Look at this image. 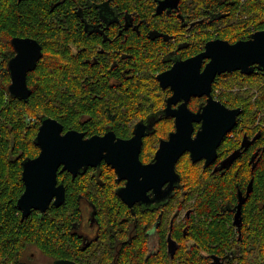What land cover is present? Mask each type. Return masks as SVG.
Returning <instances> with one entry per match:
<instances>
[{
  "label": "flooded vegetation",
  "instance_id": "obj_1",
  "mask_svg": "<svg viewBox=\"0 0 264 264\" xmlns=\"http://www.w3.org/2000/svg\"><path fill=\"white\" fill-rule=\"evenodd\" d=\"M51 10L52 24L64 35L72 61L84 65L86 79L102 75L109 116L101 121L117 123L119 131L110 127L94 135L115 133L118 167L104 159L99 166L82 167L75 176L60 169L59 173L68 172L73 179L81 174L90 177L97 171L99 180L86 182L85 186L92 183L94 190L83 197L80 218L73 232H68L76 245L73 254L55 258L35 246L43 260L37 264H57L59 260L76 264H170V257L180 247L195 245L189 232H205L214 225L218 203L230 210L234 224L241 195H247L250 184L238 187L235 194V159L252 149L255 167L256 157L257 161L260 158L261 131L251 132V128L249 132L245 126L239 129L240 114L235 127L220 140L213 159L207 157L211 156L213 139L202 141L201 152L206 156L197 161H193L191 151L182 150L187 145L188 124L195 137L204 124L212 122L213 117L198 113L206 107L213 112L220 106L243 111L239 100L250 103V75L255 73L263 83L264 71L254 65L250 74L241 70L216 73L209 84L203 72L211 57L202 53L208 42L221 39L235 43L264 30V0H55ZM13 50L11 58L16 55L14 46ZM111 97L115 102L109 101ZM251 101L255 102L256 96ZM237 143L240 145L234 150ZM178 155L183 161L178 158L173 171L171 164ZM137 157L143 165L151 164L148 172L142 170ZM187 160L196 164L195 187L187 182L182 164ZM59 173L58 183H63ZM210 182L228 186L221 201L207 196ZM53 202L45 211L31 209L24 219L43 215L55 206ZM234 225L240 232L242 225ZM181 233L188 236L182 243ZM214 256L212 262L216 264Z\"/></svg>",
  "mask_w": 264,
  "mask_h": 264
},
{
  "label": "trees",
  "instance_id": "obj_2",
  "mask_svg": "<svg viewBox=\"0 0 264 264\" xmlns=\"http://www.w3.org/2000/svg\"><path fill=\"white\" fill-rule=\"evenodd\" d=\"M52 1L55 0H0V264H27L33 246L55 258L73 254L76 245L68 232H73V225L80 218L83 197L94 190V185L85 186L86 182L99 180L97 171L90 177L81 174L75 179L68 172H60L59 180L67 188L65 202L59 207L52 206L41 216L33 214L22 218L17 205L24 190L22 162L40 151L36 136L41 120L56 118L65 130L76 129L87 135L102 134L110 127L119 131L117 123L101 121L109 116L102 79L94 74L87 80L84 65L72 61L68 55L64 35L52 24ZM17 36L36 38L43 46L42 58L27 76L32 90L28 99L9 92L8 61L14 54L12 39ZM255 76V73L250 75L249 80L250 103L234 98L243 106L239 129L245 126L249 132L250 127L251 132L261 131L260 158L257 161L256 157L255 167L251 162L255 155L252 149L241 153L234 163L235 194L238 187L244 188L253 180V189L243 206L240 232L233 224L230 210L223 209L224 203H218L214 225L205 232H189L188 236H193L197 242L191 248L180 247L177 254L170 257V264H214L212 255L220 258L216 264H264V81L260 83L259 76ZM252 96H256L255 102L251 101ZM109 101L115 102V98ZM110 109L115 112L114 108ZM256 121L260 124L256 125ZM239 145L235 144L233 149L237 150ZM195 165L189 160L183 163L187 182L192 187L198 180ZM227 187L225 183L210 182L207 196L221 201V194L225 197L228 193ZM188 236L181 233L183 239Z\"/></svg>",
  "mask_w": 264,
  "mask_h": 264
},
{
  "label": "water",
  "instance_id": "obj_3",
  "mask_svg": "<svg viewBox=\"0 0 264 264\" xmlns=\"http://www.w3.org/2000/svg\"><path fill=\"white\" fill-rule=\"evenodd\" d=\"M12 44L15 47L16 55L9 61L11 73L9 92L15 97L28 99L32 90L28 86L27 73L36 67L37 61L42 57V47L36 39L31 37H14ZM206 48L207 50L202 54L211 57V60L206 65L203 75L208 77L209 84H211L216 73L241 70L250 74L255 69L254 65L264 71V30L254 33L248 40H239L235 43L221 39L211 41L207 43ZM241 112L242 109L228 110L224 106L213 109L212 112L210 107H206L203 113L198 114L213 117L212 122L204 124L195 137H192L193 128L188 124L187 145L182 151H191L193 161H197L206 156L201 152L202 141L213 139L211 156L207 155L209 159H213L220 140L229 129L235 127L237 117ZM57 129L59 136L66 137V139H59ZM36 142L40 147L39 154L33 158H26L22 162V179L25 190L18 198L17 205L22 211L23 219L29 215L33 208L45 211L52 201L56 207L64 203L66 186L64 183H58L60 169L61 171L68 170L75 176L82 167L99 166L104 159L113 167H118V155L116 153L118 141H115L113 131L103 135L85 137V133L75 129L64 132V126L61 122L56 118L46 117L41 120ZM160 153L159 150L157 157ZM179 157V155L175 157L171 164L173 171L174 163ZM137 161L142 170L148 172L151 169V164L143 165L139 157H137ZM252 189L253 180L248 186L245 197L240 192L241 200L234 220V224L239 228L242 225L241 207ZM214 261L219 263L220 258L215 255ZM57 264L76 263L70 260H59Z\"/></svg>",
  "mask_w": 264,
  "mask_h": 264
},
{
  "label": "bare ground",
  "instance_id": "obj_4",
  "mask_svg": "<svg viewBox=\"0 0 264 264\" xmlns=\"http://www.w3.org/2000/svg\"><path fill=\"white\" fill-rule=\"evenodd\" d=\"M78 2H79V1H78ZM50 15H51V14H50ZM64 23H65V22H64ZM66 27H67V26H66ZM69 29H70V28H69ZM125 31H126V30H125ZM139 35H140V33H139ZM138 38H139V37H138ZM93 44H94V43H93ZM84 47H85V45H84ZM86 49H88V48H86ZM80 50H81V49H80ZM89 50H90V49H89ZM89 50H87V51H89ZM82 51H83V50H82ZM82 53H83V52H82ZM88 53H89V52H88ZM88 53H86V54H88ZM71 55H72V54H71ZM76 55H77V54H76ZM76 55H75V56H76ZM88 55H89V54H88ZM90 56H91V55H90ZM90 58H91V57H90ZM77 61H78V60H77ZM73 63H74V62H73ZM99 64H100V63H99ZM80 65H81V64H80ZM94 65H95V63H94ZM78 66H79V65H78ZM76 67H77V65H76ZM76 67H75V68H76ZM79 67H80V66H79ZM88 67H89V66H88ZM95 67H96V66H95ZM100 67H101V66H100ZM83 68H84V67H83ZM91 68H93V67H91ZM78 69H79V68H78ZM87 69H88V68H87ZM95 69H96V68H95ZM51 70H52V69H51ZM69 70H70V69H69ZM71 70H72V69H71ZM71 70H70V72H71ZM83 70H84V69H83ZM90 70H91V69H90ZM75 71H76V70H75ZM75 71H73V72H75ZM79 71H80V69H79ZM93 71H94V69H93ZM55 72H56V71H55ZM80 72H81V71H80ZM80 72H79V73H80ZM82 72H83V71H82ZM95 72H96V71H95ZM62 73H63V72H62ZM62 73H61V74H62ZM64 73H65V72H64ZM87 73H88V72H87ZM89 73H91V72H89ZM69 74H70V73H69ZM74 74H75V73H74ZM87 75H88V74H87ZM95 75H96V74H95ZM64 76H65V75H64ZM81 76H82V75H81ZM99 76H100V75H99ZM68 77H70V76H68ZM77 77H78V76H77ZM77 77H76V78H77ZM101 77H102V75H101ZM57 78H58V76H57ZM61 78H62V77H61ZM66 78H67V77H66ZM78 78H79V77H78ZM68 79H69V78H68ZM68 79H66V80H68ZM93 79H94V78H93ZM100 79H101V78H100ZM62 80H63V78H62ZM85 80H86V79H85ZM89 80H90V79H89ZM94 80H95V79H94ZM64 81H65V80H64ZM68 81H70V80H68ZM74 82H75V81H74ZM103 82H104V81H103ZM91 83H92V82H91ZM95 83H96V82H95ZM107 83H108V82H107ZM64 84H65V83H64ZM71 84H73V82H72ZM82 84H83V83H82ZM84 84H85V83H84ZM110 84H111V83H110ZM65 85H66V84H65ZM74 85H75V83H74ZM93 85H94V83H93ZM89 86H90V85H89ZM97 86H99V85H97ZM100 86H101V85H100ZM100 86H99V87H100ZM103 86H104V85H103ZM103 86H102V87H103ZM130 86H131V85H130ZM76 87H77V86H76ZM79 87H80V86H79ZM131 87H132V86H131ZM136 87H137V86H136ZM136 87H133V89L136 88ZM80 88H82V87H80ZM105 88H106V87H105ZM78 89H79V88H78ZM85 89H86V88H85ZM98 89H99V88H98ZM130 89H131V88H130ZM101 90H102V89H101ZM101 90H100V92H101ZM131 90H132V89H131ZM135 90H136V89H135ZM139 90H140V89H139ZM142 90H143V89H142ZM78 91H80V90H78ZM89 91H90V90H89ZM105 91L107 92V90H105ZM136 91H137V90H136ZM73 92H74V90H73ZM81 92H83V91H81ZM87 92H88V91H87ZM83 93H84V92H83ZM97 93H98V92H97ZM105 94H106V93H105ZM224 143H225V142H224ZM221 147H222V146H221ZM183 152H185V151H183ZM188 153H189V152H188ZM188 153H186V155H187ZM183 154H184V153H183ZM183 154H182V155H183ZM186 155H184V157H185ZM184 157H183V158H184ZM186 158H187V157H186ZM241 158H242V157H241ZM179 160H180V158H179ZM181 160H182V159H181ZM181 160H180V161H181ZM182 161H183V160H182ZM182 161H181V162H182ZM177 163H179V162H177ZM177 163H176V164H177ZM182 164H183V163H182ZM182 170H183V168H182ZM182 170H181V171H182ZM184 170H185V169H184ZM184 170H183V171H184ZM181 171H180V172H181ZM185 173H186V172H185ZM180 176H182V175H180ZM183 176H184V175H183ZM185 176H186V174H185ZM184 178H185V177H184ZM179 179H180V178H179ZM187 180H189V179H187ZM181 181H182V180H181ZM182 183H183V182H182ZM185 183H186V181H185ZM188 183H189V182H188ZM189 184H190V183H189ZM187 186H188V185H187ZM184 187H185V186H184ZM178 237H180V236L178 235ZM186 237H187V236H186ZM173 238H174V237H173ZM182 239H183V238L181 237V238H180V240H181L180 242H181V243H182ZM133 240H134V239H132V241H133ZM136 240H137V239H136ZM136 240H135V241H136ZM195 241H196V240H195ZM196 242H197V241H196ZM134 243H135V242H134ZM184 244H185V243H184ZM128 245H129V244H128ZM135 246L137 247V245H135ZM180 246H182V245H180ZM136 247H134V248H136ZM177 247H178V246H177ZM141 248H143V247H141ZM237 248H238V247H237ZM237 248H236V249H237ZM192 249H193V248H192ZM236 249H235V250H236ZM142 250H143V249H142ZM144 250H146V249H144ZM140 251H141V250H140ZM182 251H183V249H182ZM184 251H185V250H184ZM184 251H183V252H184ZM190 251H191V250H190ZM192 251H193V250H192ZM137 252H138V250H137ZM183 252H182V253H183ZM140 253H141V252H140ZM188 253H189V252H188ZM188 253L186 252V254H188ZM191 253H192V252H191ZM176 254H177V253H176ZM180 254H181V253H180ZM128 255H129V254H128ZM184 255H185V254H184ZM241 255H242V254H241ZM125 256H127V255H125ZM122 257H124V255H123ZM122 257H121V258H122ZM128 257H129V256H128ZM130 257H131V256H130ZM186 257H187V256H186ZM186 257H185V258H186ZM124 259H126V258L124 257ZM179 259H180V258H179ZM127 260H128V259H127ZM165 260H166V259H165ZM232 260H233V259H232ZM242 260H243V259H242ZM125 261H126V260H125ZM230 261H231V260H230ZM168 262H169V261H167V263H168ZM242 262H244V261H242ZM244 263H245V262H244ZM242 264H243V263H242Z\"/></svg>",
  "mask_w": 264,
  "mask_h": 264
},
{
  "label": "rangeland",
  "instance_id": "obj_5",
  "mask_svg": "<svg viewBox=\"0 0 264 264\" xmlns=\"http://www.w3.org/2000/svg\"><path fill=\"white\" fill-rule=\"evenodd\" d=\"M257 122H259V121H256V123ZM251 128L252 127H250V129ZM252 131H253V128H252ZM29 254H30V259L28 260V263L27 264H37L38 262L39 263H43V260L41 258L42 256L40 255V258L38 257V251H37V248L35 246H33V247L30 248Z\"/></svg>",
  "mask_w": 264,
  "mask_h": 264
},
{
  "label": "snow or ice",
  "instance_id": "obj_6",
  "mask_svg": "<svg viewBox=\"0 0 264 264\" xmlns=\"http://www.w3.org/2000/svg\"><path fill=\"white\" fill-rule=\"evenodd\" d=\"M57 136L59 137V139L63 140V139H66V137H60L59 136V130L57 129Z\"/></svg>",
  "mask_w": 264,
  "mask_h": 264
}]
</instances>
